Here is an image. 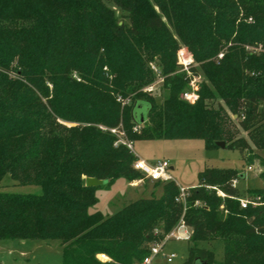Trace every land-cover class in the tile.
I'll return each mask as SVG.
<instances>
[{"label": "trees", "instance_id": "obj_1", "mask_svg": "<svg viewBox=\"0 0 264 264\" xmlns=\"http://www.w3.org/2000/svg\"><path fill=\"white\" fill-rule=\"evenodd\" d=\"M181 43L213 86L202 82L195 103L179 97L189 82L178 64ZM153 61L170 89L162 105L141 91L156 79ZM215 99L224 103L218 109L208 104ZM139 100L151 106L143 138L134 130ZM116 127L132 142L225 141L252 162L253 149H264V0H0V181L42 188L0 191V240H59L62 264H137L182 219L192 229L182 264H213L214 252L199 243L215 240L223 264H264V187L249 189L259 204L243 208L234 168L200 171L185 202L175 180H158L160 196L112 215L90 211L97 190L144 177L134 168L139 156L116 145ZM87 178L105 183L88 186Z\"/></svg>", "mask_w": 264, "mask_h": 264}, {"label": "rangeland", "instance_id": "obj_2", "mask_svg": "<svg viewBox=\"0 0 264 264\" xmlns=\"http://www.w3.org/2000/svg\"><path fill=\"white\" fill-rule=\"evenodd\" d=\"M117 9V15L119 20L123 19V11ZM181 48L188 51L191 55L193 53L189 48L181 43ZM249 52L263 51L261 48H255L252 46L247 47ZM221 53L225 54V50ZM220 53V54H221ZM218 55L217 59L224 57ZM197 69L196 72L192 71V74L196 76L198 84V99L200 97L202 82H207L213 89L212 84L209 82L204 71L200 67L199 62L195 60ZM151 68L155 71L154 67H158L156 61L150 63ZM159 68V67H158ZM158 77L151 83L142 87L141 91L151 97V100L157 104L162 105L164 100L170 94V89L165 85V82H157ZM190 82L180 92L179 97L191 103L184 97L186 91H193L190 88ZM154 87L152 91L148 89ZM208 101V100H207ZM221 101V100H220ZM219 99H215L209 102V107L218 109ZM126 103L129 99L125 100ZM148 103V100H139L136 102L135 107ZM222 104H224L221 101ZM143 108V106H142ZM229 116L233 119V124H236V131L240 137H248L247 132L242 130L238 125V119L236 115H233L227 106L225 107ZM67 125H74L73 123H66ZM151 125L150 120H147L141 124L140 131H137L139 136L143 138V132L145 136L151 135L147 131ZM133 148H131L135 154L143 159L157 160L165 159L169 160L173 169H171L173 179L183 187L190 189L198 184V173L207 167H220V168H234L239 171L241 175L238 179L237 186L241 190L243 197H250L248 190L253 188L264 187V180L261 178V173L264 169L262 161H264V149H253L256 153V158L250 163H247L238 148L233 147H208L202 138H190V139H139L133 142ZM249 166L252 168L250 169ZM243 175V176H242ZM132 185V186H131ZM162 185L151 180L148 177H139L134 181H129L125 178H119L110 188H102L97 190L98 203L91 207L90 211H101L105 216L112 215L125 205L133 202L141 197H151L153 195L160 196L162 194ZM0 191L18 192V193H40L42 191L41 186L36 184L22 185L16 180H13L9 176L0 181ZM251 198V197H250ZM254 200V199H250ZM258 200V198H256ZM258 202H251L250 205L257 206ZM176 230L182 238L176 239L174 237L169 238V234ZM192 229L184 225L182 219L178 224L167 233L162 239L150 243V247L154 243H161L164 245V253H175L177 256L168 261L166 258H162V261L156 264H182L188 257L189 246L191 245L190 236ZM199 246L206 247L214 252L215 258L213 264H223V242L221 240L204 241L200 242ZM105 255V256H104ZM99 258L102 261H110L111 259L106 254H100ZM63 262V246L59 240H42V239H27L25 241L21 239H2L0 240V264H62ZM138 264V263H137Z\"/></svg>", "mask_w": 264, "mask_h": 264}, {"label": "built area", "instance_id": "obj_3", "mask_svg": "<svg viewBox=\"0 0 264 264\" xmlns=\"http://www.w3.org/2000/svg\"><path fill=\"white\" fill-rule=\"evenodd\" d=\"M223 55L224 53H221L220 57ZM177 58H178V64L180 65V71L185 72L187 74L189 82L191 84L190 88L193 90V91H186L184 93V97L187 100H189L191 103H195L198 100V94H197L198 84L196 81L197 78L195 75L192 74V69L193 67L196 66L195 59L193 55H191L188 51L182 48L178 51ZM154 68L156 75L158 77L157 82L159 83L164 81L165 77L163 76L160 68L158 67H154ZM153 88L154 87L152 86L148 90L152 91ZM123 103L125 104L126 102L124 101ZM140 128H141V124L136 123L134 126V130L137 132L140 131ZM110 130L118 135V140L116 141V145L119 143H124L127 144L129 147L133 148L132 145L133 142L126 139L125 132L123 129H121L120 127H116V128H111ZM134 168L142 172L144 174V177H148L153 181L159 180L166 182V181L174 180L171 172L172 166L169 160L157 159L155 161L150 162L143 158H139L134 162ZM249 168L251 169L252 167L249 166ZM237 184H238V179H234L233 185L237 186ZM220 193L224 195L222 192ZM188 194H189L188 188L180 186V195L178 196L177 200L185 202ZM255 201L258 200H254L253 202L252 200H250L249 197H242L240 199L243 208L248 207V205L251 202L255 203ZM182 222L184 221L182 220ZM184 225L186 224L184 223ZM168 236L169 238L171 237H174L176 239L182 238L179 234H177L176 230H173ZM164 245L165 244H161L158 242L154 243L150 248V253L146 255L143 258V260L138 264H156L157 262L162 261V258H166L169 262L172 261L177 255L175 253H170V254L164 253Z\"/></svg>", "mask_w": 264, "mask_h": 264}, {"label": "water", "instance_id": "obj_4", "mask_svg": "<svg viewBox=\"0 0 264 264\" xmlns=\"http://www.w3.org/2000/svg\"><path fill=\"white\" fill-rule=\"evenodd\" d=\"M142 106L141 105L136 106L133 111L134 119L137 124H143L147 120L148 112L151 107L149 102L143 104ZM217 145L223 148L227 147V143L225 141H218ZM103 183H105V181L102 179H98V178H87V181H86V184L88 186H97ZM195 264H205V263L202 262L201 260H197Z\"/></svg>", "mask_w": 264, "mask_h": 264}, {"label": "crops", "instance_id": "obj_5", "mask_svg": "<svg viewBox=\"0 0 264 264\" xmlns=\"http://www.w3.org/2000/svg\"><path fill=\"white\" fill-rule=\"evenodd\" d=\"M139 158H141V157H139ZM145 160H147V159H145ZM147 161H150V162H152L153 160H147ZM155 161V160H154ZM172 169H173V167H172ZM132 186V185H131ZM23 241H25V240H23Z\"/></svg>", "mask_w": 264, "mask_h": 264}]
</instances>
